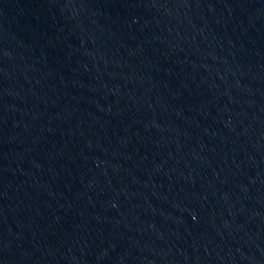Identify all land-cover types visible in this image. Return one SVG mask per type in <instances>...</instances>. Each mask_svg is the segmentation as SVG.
<instances>
[{"label":"water","instance_id":"1","mask_svg":"<svg viewBox=\"0 0 264 264\" xmlns=\"http://www.w3.org/2000/svg\"><path fill=\"white\" fill-rule=\"evenodd\" d=\"M99 0H0V215L36 147Z\"/></svg>","mask_w":264,"mask_h":264}]
</instances>
